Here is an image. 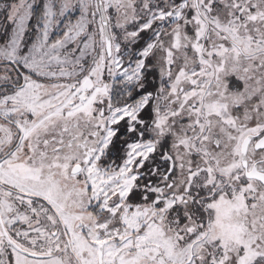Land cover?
<instances>
[{"label": "snow or ice", "instance_id": "6c2138e0", "mask_svg": "<svg viewBox=\"0 0 264 264\" xmlns=\"http://www.w3.org/2000/svg\"><path fill=\"white\" fill-rule=\"evenodd\" d=\"M0 37V264H264V0H8Z\"/></svg>", "mask_w": 264, "mask_h": 264}, {"label": "flooded vegetation", "instance_id": "af4514ba", "mask_svg": "<svg viewBox=\"0 0 264 264\" xmlns=\"http://www.w3.org/2000/svg\"><path fill=\"white\" fill-rule=\"evenodd\" d=\"M8 2V0H0V3Z\"/></svg>", "mask_w": 264, "mask_h": 264}, {"label": "rangeland", "instance_id": "374dc122", "mask_svg": "<svg viewBox=\"0 0 264 264\" xmlns=\"http://www.w3.org/2000/svg\"><path fill=\"white\" fill-rule=\"evenodd\" d=\"M0 39H2V37H0Z\"/></svg>", "mask_w": 264, "mask_h": 264}]
</instances>
